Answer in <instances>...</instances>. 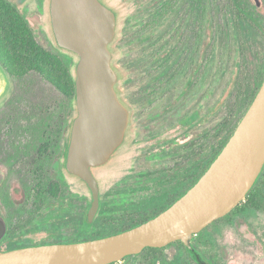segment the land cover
Listing matches in <instances>:
<instances>
[{
	"label": "flooded vegetation",
	"instance_id": "obj_1",
	"mask_svg": "<svg viewBox=\"0 0 264 264\" xmlns=\"http://www.w3.org/2000/svg\"><path fill=\"white\" fill-rule=\"evenodd\" d=\"M102 2L116 16V35L111 44L113 53L119 20L116 11L104 0ZM172 4L173 0L158 4L159 9L144 19L134 29L136 31L129 29L131 38L126 43L133 52L142 49L133 63L122 61L120 68L115 65L113 54L112 62L118 73L116 89L130 118L124 141L111 159L92 168L100 187L97 215L93 219L89 215L93 202L90 186L66 167L68 148H65L63 154H58L64 159V165L57 172L52 170L41 175L36 167L26 170L27 181L18 192L22 215L14 222L3 211L8 229L0 243H73L109 236L93 237L105 234L100 232L104 225L115 224L113 231H117L130 224V217L138 215L149 201H172L166 209L183 196L217 158L243 116L237 124L235 114L220 118L224 104H221L217 70L209 64L210 60L213 61L209 53L215 39L214 36L209 39L206 45L211 48L205 50L201 38L203 16L199 9L195 17L196 57L187 50L182 63L173 61L175 51L166 35L168 33L155 30L160 23H172L173 17L166 16ZM55 41L51 0H0V62L11 79L12 89L7 99L10 106L18 86L28 84L23 81L32 73L41 78L40 83L55 88ZM143 52L146 54L142 58ZM211 71L215 73L210 74ZM179 82L182 88L177 90ZM248 96L250 99V91ZM16 114L9 113L8 119ZM36 148L39 161L42 156L50 155L45 151L48 146L38 145ZM114 155L118 157L116 172L120 173L115 192L140 201L124 205L125 210L118 217L109 212L101 216L105 202L96 170L109 165ZM51 156L55 157V153ZM60 180L86 190L84 193L76 191L78 194L74 191L77 199L70 193H59ZM78 199L82 201H76ZM145 214H153V208ZM12 224L15 225L14 233ZM98 225L100 229L96 228ZM193 251L197 264L206 261L204 257L198 259V248ZM175 258L176 255L173 260ZM207 264L216 263L209 259Z\"/></svg>",
	"mask_w": 264,
	"mask_h": 264
},
{
	"label": "rangeland",
	"instance_id": "obj_2",
	"mask_svg": "<svg viewBox=\"0 0 264 264\" xmlns=\"http://www.w3.org/2000/svg\"><path fill=\"white\" fill-rule=\"evenodd\" d=\"M104 1L116 11L119 20L118 39L112 45L114 63L119 67L122 61L131 64L142 49L133 52L130 44L126 43V40L131 38L129 29L131 32L137 29L142 21L154 15L156 9H159L166 0ZM243 1L244 5H252L257 14V22L251 25V29L245 30L240 24L237 25L235 12L238 3L236 0H173L170 12H165L166 16L173 17L172 23L164 22L155 27L157 33L159 31L163 34L168 33L166 35L170 39L172 50L175 51L172 59L175 63H182V58L185 57L184 52L187 50L192 57H196L198 44L195 43L197 38L195 17L197 9L201 11L203 16L201 38L204 49L210 47L206 45L209 39L213 36L215 39L213 49L209 53L210 58L213 56V61L210 60L209 64H213V70H217L221 104H224V107H221L220 118L222 120L223 117L225 119L235 114L236 124L247 110L252 93L256 91L259 82L264 78V0ZM122 29L126 32H122ZM79 59L77 54L60 48L55 41V76L53 75L55 88L40 83L41 78L36 73H32L23 81V83L27 81L28 84L18 86L11 101L12 106L9 105V100L7 101L12 89L11 79L4 69L8 85L0 98V173L2 175L0 211H5L14 222L22 215L23 208L20 205L18 192L27 181L26 170L29 168L34 170L36 167L43 175L52 170L57 172L64 165V159L62 160L61 156L58 157L59 151L53 145L45 150L50 153L49 156L47 154L42 156L41 161L37 159L35 152L36 146L41 145L38 143L41 141L38 136L40 132L35 135L34 129L29 127L37 124L39 127L36 131H40L42 121L46 116L51 115L50 109L55 106L59 109L58 111L63 112L62 115H66L67 98L75 88L76 67ZM43 65L46 63L44 62ZM211 73L215 72L211 71ZM177 87H179L177 90L182 88L180 82ZM5 103L8 104L5 105ZM9 113L18 114L8 119ZM75 115H77L76 107L72 117ZM69 141L70 137L67 136L63 143L64 149L68 148ZM53 153L55 157L51 156ZM117 163L118 157L114 155L109 165L96 170L105 202V211L101 216L108 215L107 212H109L118 217L124 212V205L140 201L139 198L131 199L115 192L119 184L117 180L120 177V173L116 172ZM260 183L264 190V174ZM71 185L60 180L58 192L70 193L71 197L77 199L73 192L78 194L76 191L84 193L86 190ZM247 197L240 205L247 203ZM80 200L76 201L81 202ZM113 207L117 208L112 209ZM12 225L14 233L15 225ZM96 228L100 229V225ZM115 228V224L104 225L100 232H112ZM195 237L200 255L206 261L210 259L216 264H264V204L262 209L246 217L237 215L235 211L226 218H220ZM12 244L24 247L48 243ZM1 247L6 250L9 243H1ZM160 249L162 250L156 253L144 250L116 264H173L175 255L182 258L183 264H197L181 244L174 243Z\"/></svg>",
	"mask_w": 264,
	"mask_h": 264
},
{
	"label": "water",
	"instance_id": "obj_3",
	"mask_svg": "<svg viewBox=\"0 0 264 264\" xmlns=\"http://www.w3.org/2000/svg\"><path fill=\"white\" fill-rule=\"evenodd\" d=\"M51 13L59 47L80 57L75 81L77 115L66 167L90 186L93 219L100 209V187L92 168L111 159L124 141L130 118L118 96V73L112 62L116 16L102 0H51ZM4 71L0 62V98L8 85ZM263 169L264 81L217 158L159 214L105 237L0 250V264H114L146 248H163L177 241L194 250L195 236L240 205ZM7 229L0 211V241ZM197 257L201 260L200 254Z\"/></svg>",
	"mask_w": 264,
	"mask_h": 264
},
{
	"label": "trees",
	"instance_id": "obj_4",
	"mask_svg": "<svg viewBox=\"0 0 264 264\" xmlns=\"http://www.w3.org/2000/svg\"><path fill=\"white\" fill-rule=\"evenodd\" d=\"M236 1L238 3L236 6V12H235V18H236L237 25L240 24L242 28L245 30L251 29V25L257 22V18H256L257 14L254 12L255 10L254 7L252 5L251 6L244 5L243 0H236ZM69 61L71 62V59H69ZM263 81H264V78L259 82L256 88V91L252 93V97H251L252 99H251L250 104L252 103ZM67 99H68V102L66 106L67 108L66 115L65 114L62 115L63 112L61 113L60 111H58L59 109L57 108V106H55L50 109L51 115L46 116L44 120L42 121V124H41L42 129L40 131H36V128L39 127L37 124H34L33 127H29V129H34L35 135L40 132L38 136L41 138V141H39L38 143H40L41 145H46V146L53 145L59 151V154H63L65 152L63 143L67 136L70 137L71 127L73 124V120L75 118V117H72V115H73L74 107H76V86L72 94H69ZM263 174H264V169L259 179L257 180L256 184L254 185L252 190L249 192L248 197H247V203H245L244 205H238L231 213H229L228 215L222 218H226L230 216L235 211L237 212V215L246 217L250 215L252 212L262 209V206L264 204V190L262 188L263 185L260 183V180ZM171 202L172 201H167V200L149 201L147 205H145L142 209L139 210L140 212L138 215H133L130 217V224L126 225L125 227L117 231H112V232H108L105 234H97V235H94L93 237L111 235V234L123 231L125 229L135 227L141 224L142 222L156 216L160 211H162ZM151 207L153 208V214L146 215L145 212L148 211V209ZM205 230H207V228ZM204 231H202L201 233H203ZM195 238L193 239L194 250L197 248ZM175 243L181 244L187 250L189 256L194 258L193 257L194 251L188 249L183 242L178 241ZM14 248H18V247L13 245L12 243H9V247L6 250L14 249ZM0 250H4L1 247V243H0ZM160 250L162 249L160 248H146L145 249L146 252L150 251L151 253H156ZM182 261H183L182 258L177 255L176 258L173 260V264H183Z\"/></svg>",
	"mask_w": 264,
	"mask_h": 264
}]
</instances>
